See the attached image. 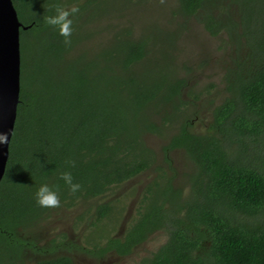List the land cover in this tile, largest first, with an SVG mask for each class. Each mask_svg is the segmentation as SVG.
Returning <instances> with one entry per match:
<instances>
[{
	"label": "trees",
	"instance_id": "16d2710c",
	"mask_svg": "<svg viewBox=\"0 0 264 264\" xmlns=\"http://www.w3.org/2000/svg\"><path fill=\"white\" fill-rule=\"evenodd\" d=\"M99 1L12 0L28 28L19 31L18 104L0 181V264H72L65 256L38 259L52 246L39 245L35 229L86 205L77 222L95 228L96 242L97 226L117 217L116 200L104 199L148 171L156 177L142 186L123 241L105 236L104 244L77 249L124 255L160 230L165 241L139 264H264V0H176L177 13L223 34L230 52L226 95L201 134L192 132L194 112L181 98L188 83L169 54L177 30L148 26L137 38L126 27L111 35V26L86 30L89 13L104 11ZM72 6L78 12L65 44L44 17ZM149 134L165 140L169 170L174 150L188 162L186 195L155 164ZM64 170L80 183L77 193L60 178ZM41 183L55 186L58 206L36 203Z\"/></svg>",
	"mask_w": 264,
	"mask_h": 264
},
{
	"label": "rangeland",
	"instance_id": "374dc122",
	"mask_svg": "<svg viewBox=\"0 0 264 264\" xmlns=\"http://www.w3.org/2000/svg\"><path fill=\"white\" fill-rule=\"evenodd\" d=\"M102 1L103 13L97 18L95 14L89 13V20L86 23L87 29L99 30V28L111 26L109 32L116 33L122 27L130 30V36L137 38L144 33V29L148 26H157L166 30H177L178 38L173 42L169 49V54L172 62L175 64L177 73L186 78L187 89L182 91L181 98L188 101V113L194 112L192 115V132L203 133L210 122L211 111L214 106L219 104L226 93L223 87V74L229 65V47L224 45L225 36L223 34L214 37L209 35L202 26L192 19H185L177 10L176 0H100ZM99 1V2H100ZM95 9V7L93 8ZM97 10V9H96ZM95 15V16H94ZM102 38L108 37V33L103 31ZM91 41L79 44L78 49H85V46L91 47ZM105 41V38H104ZM103 41V42H104ZM190 108V109H189ZM165 140L155 135H149L146 144L153 149L156 154V165H160L163 159L161 158V145ZM172 165L175 168L173 174L174 184L179 186L184 195L189 190L187 177L191 173L188 162L183 157V154L178 151L170 153ZM193 172V170H192ZM148 171L145 174L139 175L128 182L121 185L118 189L112 191L104 200H116L114 203V211L117 217L114 220L103 221L97 226V230L101 234L99 240L93 242L90 238L93 237L91 231L95 230L91 225L84 226L85 220L77 222L79 215L84 213V210L89 206H81L79 209L68 212L60 211L53 220L48 224L43 225L32 233V236L37 238L39 245L52 246L51 254L60 250L61 252L71 251L72 248L68 245H60L57 240L62 239V234L71 236L73 244L81 242L87 247L104 244L106 237L122 238L129 228V220L135 213L136 205L141 195L142 186L156 177L154 172ZM89 212V211H88ZM126 223L122 227V220L128 217ZM87 216L84 213L83 218ZM128 223V224H127ZM122 229V230H121ZM166 239L163 231H157L151 235L145 243L136 247L130 256H118L115 253H110L103 258L94 256H86L83 254H75V259L78 264H139L140 260L155 251ZM55 241L51 245V241ZM49 243V244H48ZM50 254V253H48ZM50 254V256H51Z\"/></svg>",
	"mask_w": 264,
	"mask_h": 264
},
{
	"label": "water",
	"instance_id": "95a60500",
	"mask_svg": "<svg viewBox=\"0 0 264 264\" xmlns=\"http://www.w3.org/2000/svg\"><path fill=\"white\" fill-rule=\"evenodd\" d=\"M27 28L28 26H24L19 21L12 0H0V132L7 134V142L0 144V181L8 159V145L18 104L20 73L19 31ZM149 135L145 137V141ZM129 217V215L124 217L121 228H123Z\"/></svg>",
	"mask_w": 264,
	"mask_h": 264
},
{
	"label": "clouds",
	"instance_id": "9594fccd",
	"mask_svg": "<svg viewBox=\"0 0 264 264\" xmlns=\"http://www.w3.org/2000/svg\"><path fill=\"white\" fill-rule=\"evenodd\" d=\"M78 12V7L72 6L70 8L57 7L54 15L44 17L46 25L53 26L57 29L58 34L64 38L65 44H70L69 37L73 31L72 15ZM7 142V134L0 132V144ZM67 163L71 164V161ZM60 178L67 186L69 192L75 194L80 190L81 185L79 182H74L71 171L64 170L60 172ZM36 203L41 207H56L59 205L60 200L58 197L55 186L50 187L47 183H41L34 193Z\"/></svg>",
	"mask_w": 264,
	"mask_h": 264
},
{
	"label": "flooded vegetation",
	"instance_id": "af4514ba",
	"mask_svg": "<svg viewBox=\"0 0 264 264\" xmlns=\"http://www.w3.org/2000/svg\"><path fill=\"white\" fill-rule=\"evenodd\" d=\"M128 29V28H127ZM223 83V82H222ZM224 87V86H223ZM184 90H186V89H184ZM183 90V91H184ZM224 92H225V90H224ZM224 99V98H223ZM213 109V108H212ZM211 119V118H210ZM162 145H165V141L163 142V144ZM162 145H161V147H162ZM169 154V156H168V158H170V153H168ZM161 158L163 159V155H162V152H161ZM171 160V159H170ZM162 167H163V169L168 173V174H173V172L171 171V170H169V168H168V165L163 161H161V164H160ZM175 179V178H174ZM116 202V201H115ZM134 215V214H133ZM135 221V219H134V217L132 216V218L129 220V224L130 223H132V222H134ZM127 223V224H128ZM83 227V229L86 227V224L84 225V226H82ZM160 231V230H159ZM155 232H157V231H155ZM155 232H152L151 234H149L148 235V238L151 236V235H153ZM61 237H62V239H60V240H57L56 242L58 243V242H60L61 241V244L60 245H68V246H70L71 248H72V250L71 251H67V252H61L60 250H57V251H55V252H53V254H51V252L52 251H47V252H45V254L44 255H39L38 256V259H41V258H48V257H59V256H65V257H68L69 259H70V261H71V263L72 264H78L77 262H76V259H75V254H83V255H86L87 256V254H86V252L85 251H83L82 249H77L76 248V246L77 245H79V244H81L82 245V243L81 242H79V243H77V244H75V242H74V244L72 243V242H70L71 241V236L69 237V235H67V234H62L61 235ZM110 238H112V237H110ZM115 239H119V241H123L122 240V238H115ZM143 243H145V242H143ZM142 243V244H143ZM49 244V243H48ZM59 244V243H58ZM46 246L47 247H49V245H47L46 244ZM138 246H140V245H137V246H135V247H132L130 250H129V252L127 253V254H124V255H122V254H117L118 256H130L131 254H132V252L134 251V249L136 248V247H138ZM48 253H50L51 254V256H50V254H48ZM111 253V251H108L107 253H105L102 257H98V258H103V257H105L106 255H108V254H110ZM116 254V253H115Z\"/></svg>",
	"mask_w": 264,
	"mask_h": 264
}]
</instances>
